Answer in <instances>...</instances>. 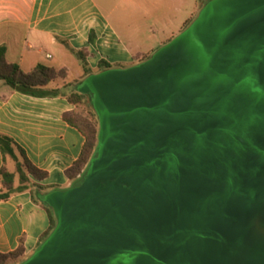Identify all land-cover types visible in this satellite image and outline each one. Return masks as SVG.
Returning a JSON list of instances; mask_svg holds the SVG:
<instances>
[{"label": "water", "instance_id": "obj_1", "mask_svg": "<svg viewBox=\"0 0 264 264\" xmlns=\"http://www.w3.org/2000/svg\"><path fill=\"white\" fill-rule=\"evenodd\" d=\"M81 173L17 264H264V0H210L129 68L85 77Z\"/></svg>", "mask_w": 264, "mask_h": 264}, {"label": "crops", "instance_id": "obj_2", "mask_svg": "<svg viewBox=\"0 0 264 264\" xmlns=\"http://www.w3.org/2000/svg\"><path fill=\"white\" fill-rule=\"evenodd\" d=\"M191 1L196 2L0 0V48L5 49L6 63L24 73L38 65L65 72L64 78L47 86L60 90L53 97L24 95L0 81V136L10 139L40 173L38 177L27 173V189L0 200L1 254L21 250L25 260L34 252L49 231L53 215L40 197L73 181L67 171L81 155L85 138L63 119L76 109L68 94L75 87L77 91L85 77L105 70H100L102 63L124 69L148 59L155 51L147 47L148 38L157 45L169 43L207 3L201 0L191 12ZM68 53L84 56L82 72L73 81L69 80ZM1 169L15 173L16 163L0 151ZM19 186L16 174L12 187ZM6 192L0 181V195Z\"/></svg>", "mask_w": 264, "mask_h": 264}, {"label": "trees", "instance_id": "obj_3", "mask_svg": "<svg viewBox=\"0 0 264 264\" xmlns=\"http://www.w3.org/2000/svg\"><path fill=\"white\" fill-rule=\"evenodd\" d=\"M77 56L84 65L83 54L78 53ZM108 68H110V66L103 63L100 66V70ZM87 74V71H85V75ZM64 77V71L57 72L53 68L43 65L36 66L29 73H24L17 65H8L6 63L5 49L3 47L0 48V81L13 91L33 97L58 96L60 90L47 89V86L57 79ZM67 98L71 104L75 105L76 109L71 113L65 114L63 119L70 125L76 127L85 138V144L81 155L67 171L69 179L74 180L86 166L95 148L97 142L98 122L88 96L78 93L75 87L74 91L69 93ZM82 107L87 110L86 115L78 114V110ZM0 151L3 156H9L16 163L15 173H9L5 169L0 170V181L3 182L7 190L6 193L0 195V200H5L11 193L27 189V173L37 177L40 173L28 163L22 152L17 149L7 137L0 136ZM17 154L21 155V162L19 161ZM16 174L19 176L20 186L14 189L12 184ZM54 225V216L51 214V227L42 239L47 237ZM23 259L24 257L21 250L8 254L0 253V264H17Z\"/></svg>", "mask_w": 264, "mask_h": 264}, {"label": "rangeland", "instance_id": "obj_4", "mask_svg": "<svg viewBox=\"0 0 264 264\" xmlns=\"http://www.w3.org/2000/svg\"><path fill=\"white\" fill-rule=\"evenodd\" d=\"M202 1L209 2L208 0H202ZM199 2H201V0H196L195 3L193 1H191V12L193 11V8H199L198 7L199 6ZM160 46L163 47L164 45H157V43H155L151 38H148L147 47H149V48L153 47L154 50H155V51L153 50L154 53L158 49L161 48ZM152 55H153V53H150L147 58H149ZM66 62H67L68 66H69V69H70V71H69V80L73 81L75 78H77L78 74H80L82 72V69H83L82 61L79 59L78 56H73L70 53H68L66 55ZM78 114L86 115L87 114V110L82 107V108H80L78 110Z\"/></svg>", "mask_w": 264, "mask_h": 264}]
</instances>
